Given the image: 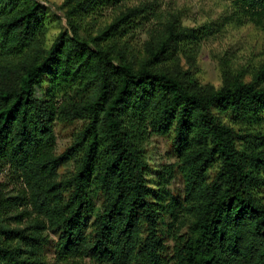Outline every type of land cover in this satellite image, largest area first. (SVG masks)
Listing matches in <instances>:
<instances>
[{"label": "trees", "instance_id": "trees-1", "mask_svg": "<svg viewBox=\"0 0 264 264\" xmlns=\"http://www.w3.org/2000/svg\"><path fill=\"white\" fill-rule=\"evenodd\" d=\"M126 1L0 0V173L20 184L0 183V264H264V62L201 85L175 66L211 27L167 20L139 45L149 11ZM152 135L174 163L149 166Z\"/></svg>", "mask_w": 264, "mask_h": 264}, {"label": "rangeland", "instance_id": "rangeland-1", "mask_svg": "<svg viewBox=\"0 0 264 264\" xmlns=\"http://www.w3.org/2000/svg\"><path fill=\"white\" fill-rule=\"evenodd\" d=\"M59 13L57 7L63 0H41ZM147 7L146 17H142L144 26L139 28L136 41L139 45L151 40L153 34H158L163 28V22L174 21L177 25L196 27L206 24L211 27V35L200 43L188 48L178 58L182 70L190 69L197 77L199 84L209 88L219 87L227 77L240 75L243 80L254 78L260 65L264 62V17L252 18L241 7L231 0H127L124 8ZM154 10V14L150 11ZM58 28H52L45 37L46 42L56 34ZM139 48V46H137ZM142 52V51H141ZM264 85V77L259 81ZM71 125L56 126L58 151L69 142ZM147 158L151 168L160 164L174 163L171 156L170 138L152 135L146 143ZM68 168L63 167V171ZM175 177L169 183L172 194L181 196L184 182L176 170ZM6 171L0 173V183H8L9 188L16 189L19 183L13 185ZM20 188V187H19ZM171 244V242H169ZM50 264H98L85 257L59 260L53 252L47 254Z\"/></svg>", "mask_w": 264, "mask_h": 264}]
</instances>
